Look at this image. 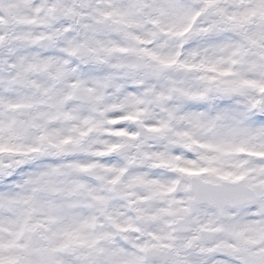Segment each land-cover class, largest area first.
Masks as SVG:
<instances>
[{
    "label": "clouds",
    "instance_id": "9594fccd",
    "mask_svg": "<svg viewBox=\"0 0 264 264\" xmlns=\"http://www.w3.org/2000/svg\"><path fill=\"white\" fill-rule=\"evenodd\" d=\"M0 264H264V0H0Z\"/></svg>",
    "mask_w": 264,
    "mask_h": 264
}]
</instances>
